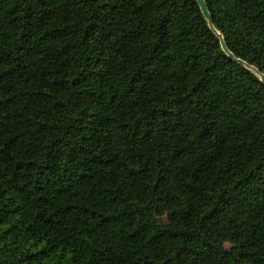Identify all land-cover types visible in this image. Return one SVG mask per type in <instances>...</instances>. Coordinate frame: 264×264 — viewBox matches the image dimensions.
Returning a JSON list of instances; mask_svg holds the SVG:
<instances>
[{
	"label": "trees",
	"instance_id": "1",
	"mask_svg": "<svg viewBox=\"0 0 264 264\" xmlns=\"http://www.w3.org/2000/svg\"><path fill=\"white\" fill-rule=\"evenodd\" d=\"M264 75V0H205ZM0 264H264V82L196 0H0Z\"/></svg>",
	"mask_w": 264,
	"mask_h": 264
},
{
	"label": "water",
	"instance_id": "2",
	"mask_svg": "<svg viewBox=\"0 0 264 264\" xmlns=\"http://www.w3.org/2000/svg\"><path fill=\"white\" fill-rule=\"evenodd\" d=\"M196 1L198 2L199 6H200V8H201V11H202V13H203V15H204V17L208 20L211 29H212L213 31H215V32L218 34L219 38L221 39L222 48H223V50L225 51V53L230 57V59H232V60H234V61H236V62L242 64L243 66H245V67H247V68H249V69H251V70H253L255 73H257V74L260 76L261 81L264 82V75L261 74L259 70H257V69H255V68L249 66V65H248L247 63H245L243 60H240V59L236 58L235 55H234V54L228 49V47H227V45H226V43H225V41H224L222 35L219 34V33L217 32V30H216V29L214 28V26H213V23H212V17H211V14H210V12H209V9H208V6H207L206 1H205V0H196Z\"/></svg>",
	"mask_w": 264,
	"mask_h": 264
}]
</instances>
